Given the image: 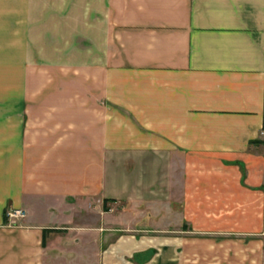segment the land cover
<instances>
[{"label":"crops","instance_id":"1","mask_svg":"<svg viewBox=\"0 0 264 264\" xmlns=\"http://www.w3.org/2000/svg\"><path fill=\"white\" fill-rule=\"evenodd\" d=\"M31 1L0 0V264H264V0H53L32 31Z\"/></svg>","mask_w":264,"mask_h":264},{"label":"rangeland","instance_id":"2","mask_svg":"<svg viewBox=\"0 0 264 264\" xmlns=\"http://www.w3.org/2000/svg\"><path fill=\"white\" fill-rule=\"evenodd\" d=\"M37 1V0H36ZM53 0H46L45 2V5H43V3H38V2H33L31 1L30 3V6H31V19H30V26H31V31L32 30H37L36 27H37V22H38V7L37 6H45L46 7V10H47V16H49V13L51 11H49V7H52V5L54 4L52 2ZM50 20V19H47V21ZM38 35H33L31 34V58L32 57H35V59L38 58V44H34L32 42V39H37ZM84 37H81L79 36V47H84ZM53 52L52 51H47L46 52V58H48L49 56H52ZM80 56H84V52H79V58ZM48 69V68H47ZM38 74V66L35 65V66H32L31 65V80L34 82V80H36V76ZM33 78V79H32ZM35 85L31 84V86L33 88L36 89V83H34ZM264 132V131H263ZM64 245H68L67 243L64 244ZM85 249V245L82 244L80 245V250H84ZM58 253L61 255L59 257H57V255L53 254L54 258H51L50 259V263L51 264H99V260H96V259H91V258H85V257H74V253H67V252H59V250H57ZM79 254H83V253H79ZM85 254V253H84Z\"/></svg>","mask_w":264,"mask_h":264},{"label":"built area","instance_id":"3","mask_svg":"<svg viewBox=\"0 0 264 264\" xmlns=\"http://www.w3.org/2000/svg\"><path fill=\"white\" fill-rule=\"evenodd\" d=\"M24 216H25V212L21 208H9L7 210V217L10 221L16 220Z\"/></svg>","mask_w":264,"mask_h":264}]
</instances>
